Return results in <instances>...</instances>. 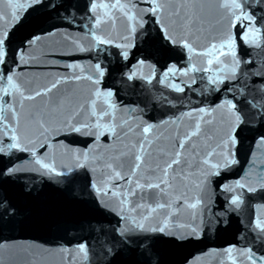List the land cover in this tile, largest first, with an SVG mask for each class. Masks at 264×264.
<instances>
[{
  "label": "water",
  "instance_id": "95a60500",
  "mask_svg": "<svg viewBox=\"0 0 264 264\" xmlns=\"http://www.w3.org/2000/svg\"><path fill=\"white\" fill-rule=\"evenodd\" d=\"M0 264H264V0H0Z\"/></svg>",
  "mask_w": 264,
  "mask_h": 264
}]
</instances>
